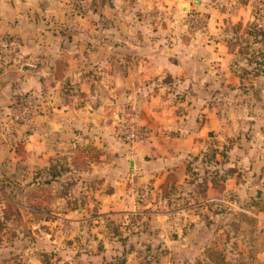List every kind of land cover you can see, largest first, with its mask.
<instances>
[{
  "label": "rangeland",
  "instance_id": "374dc122",
  "mask_svg": "<svg viewBox=\"0 0 264 264\" xmlns=\"http://www.w3.org/2000/svg\"><path fill=\"white\" fill-rule=\"evenodd\" d=\"M240 1L222 3L214 29L206 17L211 11H199L195 0L172 7L167 0H0V16H16L13 24L0 21L3 141L6 132L20 129L25 144L31 119L46 102L26 86L35 69L30 64L58 49L64 58L81 55L84 69L93 58L106 62L112 33L118 45L123 33L136 42L144 32L153 39L171 30L166 18L184 36L216 31L231 49L223 60L208 47L211 68L192 72L189 105L199 112V124L202 112L210 113V126L195 135L194 151L161 170L136 173L126 164L115 183L98 174L76 179L74 163L85 150L71 146L60 153L56 145L51 175L62 177L52 178L41 165L43 146L34 156L24 144L19 153L14 148L8 165H0V264H264V0H253L247 11ZM136 57L130 56L133 63ZM141 106L134 96L120 117L110 118L113 146L124 143L133 153L157 137ZM124 118L143 127L146 137L126 139ZM102 142L83 145L99 148L92 153L99 167L114 154Z\"/></svg>",
  "mask_w": 264,
  "mask_h": 264
},
{
  "label": "crops",
  "instance_id": "0c3cea01",
  "mask_svg": "<svg viewBox=\"0 0 264 264\" xmlns=\"http://www.w3.org/2000/svg\"><path fill=\"white\" fill-rule=\"evenodd\" d=\"M230 1L199 0L197 8L199 11H211V15L210 12L206 14L210 20L208 26L217 29L216 26L221 19L220 8ZM252 1L241 0L240 5L247 11ZM167 2L170 3V7L180 3L184 6L188 0H167ZM3 7H6V4H1V8ZM0 19L1 23L13 24L16 16L7 14L0 16ZM166 19L171 30L158 31V36L153 38L154 41L145 32L138 35V38L142 37L138 42L129 34L123 33L122 45H118V41L114 39L119 36L112 33L110 37L113 40L107 43L106 62L100 63L93 58L83 69V64L81 63L80 66L78 64V57L81 55H76L73 51L74 57L64 58L63 52L58 49L57 53L43 60L41 64L31 63L30 65L35 69L31 71L33 75L32 73L27 75L26 86H32L39 94L41 93L40 95L46 98V102L43 101L42 112L32 117L25 144L22 140H18L20 129L6 132L5 141L0 138V165H8L6 158L12 155L14 148L19 153L20 144L26 145L33 156L39 145L45 150L42 153V167L46 168V173L52 178H60L62 176L59 174L51 175L56 168L53 158L56 153L55 146L57 145L59 148L57 152L60 153L64 151L63 148L74 146L79 149L78 152L85 150L83 154H77L78 160L74 163L76 166H71L75 168L73 175L76 179L88 181L98 174L105 181L115 183L120 178L118 173L126 164L128 167L134 166L136 173L148 172L150 169L161 170L175 156L181 157L194 151L198 146V139L195 140L194 137L205 134V128L210 126L205 117H209L210 113L205 116L203 111L202 121L199 124V112L194 110L193 105H189L191 98L188 90L194 80L192 72L198 71L204 74L211 68L208 53L205 52L208 47H213L214 53L218 50L216 54L222 55L220 59L223 60H225L223 56H228L231 49L228 46V39L216 31L208 34L206 30L205 33H199L197 36H184L172 30L173 19ZM162 26L167 28L165 24ZM199 36L206 38V42L196 43L195 39ZM147 38L150 42L148 46L144 43ZM157 40L158 46L155 45ZM131 55L137 56L136 62L131 61ZM100 68L106 72L99 75ZM92 69L95 75H91ZM1 88L2 86H0V98L3 96ZM178 92H182L180 97L175 95ZM134 96H137L142 104L140 107L142 120L156 132L157 137L136 148L132 153L129 146L124 143L113 146L115 141L110 136V132L115 123L110 121V118L113 115L120 117L125 104ZM1 116L0 113V119H4ZM2 125L0 122V135L6 131ZM101 140L105 149L113 146L109 150L114 151V154L112 159L102 160V166L99 167L100 161L92 158V153H96L99 148H95L96 145H88L89 147L83 145L91 141L100 143ZM2 155H4L3 159ZM11 158L17 161V157ZM78 165L82 168H76ZM86 168L88 170L84 171Z\"/></svg>",
  "mask_w": 264,
  "mask_h": 264
},
{
  "label": "built area",
  "instance_id": "2783aa9c",
  "mask_svg": "<svg viewBox=\"0 0 264 264\" xmlns=\"http://www.w3.org/2000/svg\"><path fill=\"white\" fill-rule=\"evenodd\" d=\"M191 18L197 20L194 15H191ZM133 110L136 108L133 106ZM133 113V112H132ZM121 127L125 129L126 139L134 141L135 139L143 140L146 137V130L143 127H140L132 119L124 118L123 122L120 123Z\"/></svg>",
  "mask_w": 264,
  "mask_h": 264
},
{
  "label": "water",
  "instance_id": "95a60500",
  "mask_svg": "<svg viewBox=\"0 0 264 264\" xmlns=\"http://www.w3.org/2000/svg\"><path fill=\"white\" fill-rule=\"evenodd\" d=\"M195 1L198 3L199 0H195Z\"/></svg>",
  "mask_w": 264,
  "mask_h": 264
}]
</instances>
